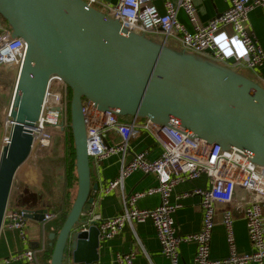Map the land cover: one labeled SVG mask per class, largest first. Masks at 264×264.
Wrapping results in <instances>:
<instances>
[{"label":"water","instance_id":"water-1","mask_svg":"<svg viewBox=\"0 0 264 264\" xmlns=\"http://www.w3.org/2000/svg\"><path fill=\"white\" fill-rule=\"evenodd\" d=\"M0 19L9 38L26 43L9 107L8 142L0 151V231L14 177L33 148L32 128L49 80L58 77L71 90L77 192L59 232L48 233L54 241L49 264H63L68 241L74 263L98 261L97 227L74 231L99 190L90 179L83 100L98 112L115 110L120 117L191 131L222 150L235 147L264 167V88L237 71L129 33L85 0H0ZM45 213L38 209L26 219L42 222Z\"/></svg>","mask_w":264,"mask_h":264},{"label":"built area","instance_id":"built-area-1","mask_svg":"<svg viewBox=\"0 0 264 264\" xmlns=\"http://www.w3.org/2000/svg\"><path fill=\"white\" fill-rule=\"evenodd\" d=\"M85 1L93 7L97 2ZM160 1L162 13L155 6L154 0H116L113 5H103L101 11L107 17L115 18L129 33L142 34L148 38L159 36L164 39V43L173 38L182 51L210 59L222 66L257 70L264 64V49L255 39L248 14L258 8L264 11V0H226L228 8L222 15L204 24L199 22L194 0ZM178 12L188 20L190 31L180 23ZM227 26L231 27V32L227 31ZM9 36L8 26L0 19V72L12 73L17 80L25 58L26 43L21 38ZM260 80L264 83L263 78ZM68 106L67 86L60 78H51L46 88L41 116L32 128L33 148L28 159L40 158V153L35 152L36 147L40 146L43 152L51 150L53 128L59 131L55 134H64L69 118ZM82 108L90 163L99 165L102 160L112 156L120 157L118 176L105 185L103 192L118 191L122 198V210L118 216L109 219H103L97 213L89 211L83 214L75 232H87L94 225L99 233V241L109 240L125 224L150 221L159 250L168 264H182L179 247L183 243L194 244L192 264H264V167L255 165L247 153L235 147L222 150L218 145L194 138L191 131L184 130L181 133L161 128L146 118L135 117L124 121L115 110L98 112L93 103L87 100H83ZM10 126L9 110L2 121V145L8 142ZM141 130L154 136L162 152L154 161L146 160V151L138 152L127 162L124 159L131 151L129 142ZM110 132L119 137L120 144L117 146L105 143ZM137 170L145 175H154L158 184L155 188L125 196L123 183ZM200 176L208 179L209 189H194L191 194H181L179 199H186L190 195L199 196L201 227L196 233L179 236L175 227V211L181 204L178 201L172 203L171 194L177 185L191 182ZM239 191L249 194V200L240 199L238 202ZM155 194L160 196L161 202L154 209L136 208L138 199ZM230 203H236V208L243 215L251 250L243 255L238 253L233 230L234 216L227 209L222 211L221 223L229 253L224 259H213L210 255V241L215 225L216 206ZM38 209L45 208H16L11 205L10 199L1 230L14 231L25 241L26 216H33ZM45 210L42 226L58 218L53 211L48 208ZM71 251V243L68 241L63 264H77L70 257ZM37 254V250L26 249L9 259L0 260V264H8L13 259H20L25 264H39ZM134 257L133 253L121 255L117 263L133 264Z\"/></svg>","mask_w":264,"mask_h":264},{"label":"crops","instance_id":"crops-1","mask_svg":"<svg viewBox=\"0 0 264 264\" xmlns=\"http://www.w3.org/2000/svg\"><path fill=\"white\" fill-rule=\"evenodd\" d=\"M115 2L116 0H97L94 7L101 10L103 9V5H113ZM154 4L158 8L159 12L162 13L163 8L161 1L154 0ZM194 4L199 22L202 24L218 17L219 15H222V12L228 8L226 0H194ZM179 14L182 13L178 12V15ZM248 14L255 39L260 47L264 49V11L258 8L250 11ZM174 42L178 45L175 40ZM229 68L237 71L238 74L243 75L247 79L257 85H261L264 88V83L260 80V78L264 79V64H262L257 70H249L244 67H237V69L232 67ZM240 70H244L246 74H241L239 72ZM0 74H6L8 76V74L12 73L0 72ZM11 77L15 78L13 74ZM9 97L10 95L8 94V98ZM8 101L4 103V101L0 100V151L3 147L2 138L4 136V131H1L3 128L2 121L6 113L5 110L8 107ZM105 143L117 146L120 144V140L115 133L110 132L106 136ZM129 143L131 151L127 153L124 159L127 162L130 161L133 154L138 152L146 151V160L148 161H154V159L162 152L160 145L155 142L154 136L148 131L141 130L140 133L132 138ZM36 159L37 158H34L33 161L28 159L17 171L13 180L14 183L10 195L11 205L16 208H23L16 204L15 196L22 195L23 193H34L36 194L39 202H37V208H48L51 211L58 210L59 212L70 209L76 199L77 185L72 182L68 187H66L67 184L66 180H64L63 162H61V177L57 178V176L60 175L59 172H57V166L59 165L52 164L49 169H46V165L45 169H42L43 172H39L36 171V169H38L37 165L41 164L39 163L40 158H38L35 162ZM119 159V156H112L102 160L99 165L92 164V162L90 164L91 182L92 184H98L99 186V190L95 196L96 198L90 213H97L103 219L114 218L118 216L122 210V198L120 197L118 191H111L109 193L103 192L105 185L110 181H113L118 176L121 163ZM53 166H56V168ZM50 176H55L56 180L51 179ZM157 184V178H155L154 175H145L141 171L137 170L124 181L123 192L125 196H128L137 191H145L150 188H155ZM194 189H209L208 179L204 176H200V178L191 180V182L177 185L174 187L171 194V202L173 203L178 201L181 204V207L175 211V227L179 236L196 233L201 227L202 213L199 206V196L190 195L186 199H179L181 194H191V191ZM249 198V194L240 191L238 192V202H240V199L245 201L249 200ZM160 202V196L155 194L138 199L136 202V208L140 210L154 209L160 204ZM53 208L55 209L53 210ZM227 209H230L231 212H233V230L235 231V243L238 253L243 255L251 250L243 215L240 210L236 208V203L217 205L215 211V225L213 227L212 238L210 241V255L213 259H224L229 253V249L227 248L225 241V232L221 223L222 211ZM262 211L264 216V207ZM55 221L56 220L48 223L46 226H42L41 222H37L32 219L27 220L25 223V241H23L14 231L11 232L1 230L0 260L9 259L13 257V255L31 248L37 250L39 264H49L52 255V252L50 251L51 247H53V241L49 240L48 233H50V231L47 232L46 229ZM179 249L181 263L192 264L195 253L194 244L183 243L180 245ZM97 251L98 261L95 262L97 264H118V257L130 253L135 255L133 264H168L167 260L162 256L159 250L156 233L154 232L150 221L138 224H125L114 238L99 241V248ZM70 257L73 258L72 251ZM8 264L25 263L20 259H13Z\"/></svg>","mask_w":264,"mask_h":264},{"label":"rangeland","instance_id":"rangeland-1","mask_svg":"<svg viewBox=\"0 0 264 264\" xmlns=\"http://www.w3.org/2000/svg\"><path fill=\"white\" fill-rule=\"evenodd\" d=\"M179 20H180V23L182 25H184V27L186 28V30L188 29L189 31L191 30V27H190V24L188 22V20L186 19L185 20V17L182 15V14H179ZM227 30L229 32H231V27L227 26L226 27ZM153 39L155 40L156 43H164V39L157 36V37H153ZM151 40V39H150ZM165 46L167 48H172L174 49L175 51H180L179 50V47L178 45L174 42V39L173 38H169V40H167L165 43ZM234 69H237V68H234ZM241 74L242 73H245L246 72L244 70H240L239 71ZM12 74H8V76L6 74L4 75H1L0 74V100L1 101H4V103H6V101H8V107H10V101H11V98H12V93H14V87H15V83H16V79L11 77ZM8 94L10 95V97L8 98ZM70 101V100H69ZM6 106V105H5ZM5 110V115L4 117L6 118V115L8 114V108ZM69 108V106H68ZM66 130L64 131V134L62 135H59V134H55V133H59V131L55 128H53V141H52V148H50L51 150H46L45 152H43L42 148L39 146V147H36L35 148V152H39L40 153V161L39 163H41L40 165L38 164V169H36V171H39V172H43L42 169H45L46 165H47V168L46 169H49V167L53 164H57L59 166L58 167V171L59 172V176H57V178H60L61 177V174H62V170H61V162L64 158V155L66 153V144H65V140H66V136H67V133L69 131V129H71V126H70V116L68 118V122H67V125H66ZM1 131H4L3 128ZM62 157V159H61ZM32 160V159H31ZM33 161V160H32ZM37 161V159L35 160V162ZM54 168H56V166H53ZM42 178V176H41ZM44 178V176H43ZM51 179L53 180H56V177L55 176H50ZM43 181V179H42ZM55 208H53L54 210ZM25 235H26V232H25Z\"/></svg>","mask_w":264,"mask_h":264},{"label":"trees","instance_id":"trees-1","mask_svg":"<svg viewBox=\"0 0 264 264\" xmlns=\"http://www.w3.org/2000/svg\"><path fill=\"white\" fill-rule=\"evenodd\" d=\"M155 41L152 37L149 38ZM68 90V100L71 98V90ZM69 116H70V108H69ZM121 120L124 121H130L132 118L131 117H120ZM66 153L64 155V158L62 160L63 162V170H64V180H66V187H68L72 182H74L77 185V180H76V168H75V153H74V144L72 140V132L71 129H69L66 140ZM91 164V163H90ZM16 199V204L20 207L23 208H37L36 206L38 205V199L36 194L34 193H23L22 195H17L15 196ZM38 202V203H37ZM41 207V206H40ZM44 207V206H43ZM70 209L65 210V211H58L54 210L53 212L58 216L56 221L49 225L46 229V231L53 232L54 234H57L59 230L61 229L65 219L66 215L69 212ZM54 244V241H53ZM53 247H51L52 252Z\"/></svg>","mask_w":264,"mask_h":264},{"label":"bare ground","instance_id":"bare-ground-1","mask_svg":"<svg viewBox=\"0 0 264 264\" xmlns=\"http://www.w3.org/2000/svg\"><path fill=\"white\" fill-rule=\"evenodd\" d=\"M23 166V165H22Z\"/></svg>","mask_w":264,"mask_h":264}]
</instances>
